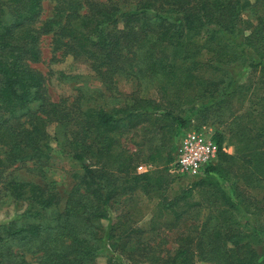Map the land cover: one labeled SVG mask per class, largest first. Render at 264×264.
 Wrapping results in <instances>:
<instances>
[{
	"label": "trees",
	"instance_id": "1",
	"mask_svg": "<svg viewBox=\"0 0 264 264\" xmlns=\"http://www.w3.org/2000/svg\"><path fill=\"white\" fill-rule=\"evenodd\" d=\"M45 1L0 0V187L28 203L25 220L41 221L61 195L13 173L7 181V171L31 164L43 175L53 143L81 168L76 178L87 199L68 202L56 235L48 233L63 251L60 264H92L96 252L111 261L119 253L143 255L144 230L109 216L119 200L139 195L159 199V217L171 216L163 228L192 222L177 254L153 264H264V0H54V16L43 20ZM46 36L54 53L86 60L103 84L124 76L137 89L111 111L54 103L46 76L33 67ZM197 115L199 125L222 129L213 134L217 160L203 171L209 179L169 198L176 178L170 165ZM129 135L135 151L121 143ZM141 165L153 169L138 173ZM197 189L206 196L192 202ZM89 210L109 219L96 250L79 238ZM27 221L0 223V248L37 241L49 229ZM0 264L29 263L3 250Z\"/></svg>",
	"mask_w": 264,
	"mask_h": 264
},
{
	"label": "rangeland",
	"instance_id": "2",
	"mask_svg": "<svg viewBox=\"0 0 264 264\" xmlns=\"http://www.w3.org/2000/svg\"><path fill=\"white\" fill-rule=\"evenodd\" d=\"M55 9L56 2L54 0L45 1L43 4L42 19L45 20L53 17ZM247 33H249V30H247ZM41 46L42 62L33 65V67L46 76L47 90L54 103H63L68 108L80 105L85 110L103 108L106 111H111L114 108L123 106L126 97L137 89L136 82L130 77L127 78L124 76L115 77V83L112 87L103 84L92 71L90 64L86 60L82 58L77 59L71 55L64 56L62 52L54 53L51 46V36L44 37ZM149 95L153 98L161 97L156 90L150 91ZM182 98L184 105L180 108L185 112L190 106L186 104L188 102L187 97ZM198 118H200L199 115L195 116L193 118V122L195 121V123H192V126L184 131H201L205 128L214 134L218 130H222L210 123L204 126L199 125ZM199 127L200 129H198ZM120 140L124 147H127L131 151L136 150L134 142L132 141V135L124 136ZM53 147V159L49 167L45 169L43 175L39 174L31 164L15 166L7 171V181L10 180V174L13 173V177L24 182H33L41 185L48 184L54 191H57L61 195L62 203L60 206L42 212L41 221L25 220L22 215L28 209V203H17L9 196V193L4 188L0 187V223H8L9 221L15 220L18 224L27 221V223H41L46 228L49 227L42 238L37 241L22 242L9 240L5 245L1 246V251L10 250L14 253L24 254L29 264H60L62 262L61 254L63 251L60 253V249H55V243L47 240L48 233H50L51 238L56 235L57 230L55 226L58 222L57 218L65 211L68 202L72 203V201L77 202L87 199L83 186H80L79 180L76 178L77 174H82L81 168L60 153L57 143H53ZM225 147L227 152L234 153L232 146L225 145ZM174 176L176 178L168 192L169 198L181 194L182 191L191 188L200 180L209 179L203 173L197 178ZM253 194L259 196L256 191ZM205 196L204 191L197 189L190 197V200L192 202H201ZM123 200H119L113 206L109 216L110 218H115V223L117 220L124 222L126 220L124 218H127V220L131 219L130 226L142 228L144 230L142 237L144 240L143 243L147 247V250L143 251V255H139L137 251L132 252V257L125 254L122 256L119 253L113 261L104 254H98L96 252L95 260L92 264H153L154 259L152 260V258L175 256L179 246L177 239L183 235L192 222L188 221V219H183L174 231H170L169 229L163 228L164 226L162 224L171 220V216L159 217L157 210L158 198H146L139 195L135 196L131 201ZM101 214V210L98 212L89 210L85 216L88 219L85 222L86 229L79 236L81 242L85 241L87 245L95 250L104 245V241L100 240V238L105 236L109 226L108 215L107 217H100ZM155 225H158L155 228L156 230L153 227ZM65 242L66 244L70 243L68 240H65ZM106 242L108 244V241ZM43 246L47 249L43 250ZM197 264L210 263L198 262Z\"/></svg>",
	"mask_w": 264,
	"mask_h": 264
},
{
	"label": "built area",
	"instance_id": "3",
	"mask_svg": "<svg viewBox=\"0 0 264 264\" xmlns=\"http://www.w3.org/2000/svg\"><path fill=\"white\" fill-rule=\"evenodd\" d=\"M218 151L213 134L205 128L185 132L179 140L175 161L170 165L169 172L180 177L197 178L208 165L216 162ZM150 169V166L141 165L137 171L146 173Z\"/></svg>",
	"mask_w": 264,
	"mask_h": 264
},
{
	"label": "crops",
	"instance_id": "4",
	"mask_svg": "<svg viewBox=\"0 0 264 264\" xmlns=\"http://www.w3.org/2000/svg\"><path fill=\"white\" fill-rule=\"evenodd\" d=\"M224 150L227 152V149H226V148H224ZM228 153H229V152H228ZM230 154H231V153H230ZM150 167H151V169H150V170H152V169H153V167H152V166H150ZM150 170H149V171H150Z\"/></svg>",
	"mask_w": 264,
	"mask_h": 264
}]
</instances>
